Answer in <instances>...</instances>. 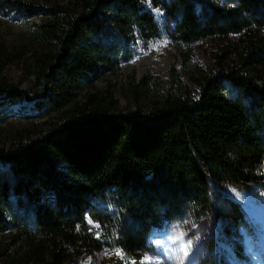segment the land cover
<instances>
[{"label": "trees", "instance_id": "trees-1", "mask_svg": "<svg viewBox=\"0 0 264 264\" xmlns=\"http://www.w3.org/2000/svg\"><path fill=\"white\" fill-rule=\"evenodd\" d=\"M144 1L0 0V12L43 14L34 31L46 48L32 69L41 93L31 97L5 81L0 104L32 98L46 113H63L42 120L35 138L0 146V232L13 204L29 244L20 255L1 254L0 264H62L102 248L134 264L152 253L153 232L205 218L233 245L245 219L220 189L264 191V0H151L175 38L243 33L242 48L232 59L216 55L214 71L192 77L194 90L156 95L143 109H114L110 94H81L102 67L127 56L132 30L155 34ZM6 60L0 52V68Z\"/></svg>", "mask_w": 264, "mask_h": 264}, {"label": "rangeland", "instance_id": "rangeland-1", "mask_svg": "<svg viewBox=\"0 0 264 264\" xmlns=\"http://www.w3.org/2000/svg\"><path fill=\"white\" fill-rule=\"evenodd\" d=\"M19 1L47 6L64 0ZM144 2L153 13L157 25L155 34L145 38L132 30L123 42L127 47V56L117 64L102 67L93 82L84 86L82 95L89 92L110 94L114 109H143L156 95L182 91L185 86L194 90L192 77L214 71L218 59L216 55L227 52L228 59H232L242 48L243 33L183 42L171 34V21L163 11L152 7L151 0ZM157 9L159 13L154 11ZM44 18L40 11L29 16L15 6L0 12V52L3 59H8L0 68V96L3 95L2 84L5 81L26 88L31 97L41 93L32 69L38 63V53L46 49L34 31L35 24ZM107 40L112 49L118 48V40ZM50 85V82L45 83L47 90ZM82 95H79L80 99ZM62 114V111L46 113L40 110L32 98L0 104V146L7 147L19 140L35 138L43 128L42 120H56ZM220 192L238 202L245 219L233 245L219 231L213 219L205 218L198 225L174 221L166 229L152 233V253L144 255L134 264H264V191L224 185ZM22 213L21 208L11 205L7 214L8 227L0 232V255H20L29 245L28 234L20 230L21 219L15 216ZM87 223L93 225L89 220ZM97 232L94 231L96 237ZM181 237L182 242L174 243ZM62 264L133 263L124 259L117 250L112 253L102 248L90 254L74 252Z\"/></svg>", "mask_w": 264, "mask_h": 264}, {"label": "snow or ice", "instance_id": "snow-or-ice-1", "mask_svg": "<svg viewBox=\"0 0 264 264\" xmlns=\"http://www.w3.org/2000/svg\"><path fill=\"white\" fill-rule=\"evenodd\" d=\"M154 11H156L157 13H159V10H158V9H157V10H154ZM182 240H183V237L180 238V241H176V240H174V243L182 242ZM189 246H190V242H189ZM182 247H183V246H182Z\"/></svg>", "mask_w": 264, "mask_h": 264}]
</instances>
